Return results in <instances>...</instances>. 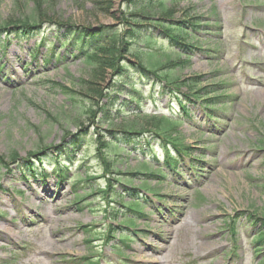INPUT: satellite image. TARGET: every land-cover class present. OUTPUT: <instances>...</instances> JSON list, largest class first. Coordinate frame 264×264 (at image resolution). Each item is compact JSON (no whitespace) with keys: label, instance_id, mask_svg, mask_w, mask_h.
I'll list each match as a JSON object with an SVG mask.
<instances>
[{"label":"rangeland","instance_id":"1","mask_svg":"<svg viewBox=\"0 0 264 264\" xmlns=\"http://www.w3.org/2000/svg\"><path fill=\"white\" fill-rule=\"evenodd\" d=\"M144 3L0 0V30L27 18L39 27L25 42L2 34L11 40L2 75L26 81L13 92L0 84V235L7 236H0V264H81L83 258V264H259L263 258L255 241L264 240V0H180L167 3L166 14ZM151 18L170 20L185 32L171 35L151 25ZM192 25L200 26L197 36L186 33ZM72 27L104 29L100 33L116 36L117 45L104 41L99 54L63 69L46 53L30 64L34 72L20 69L40 43L52 45L59 57L73 56L66 49ZM168 35L193 50L162 55L164 47H173L165 43ZM145 38L161 43L144 45ZM43 58L51 61L48 67H40ZM140 68H157L163 77L148 78L159 85L146 96ZM168 80L174 85L168 87ZM163 85L206 102L224 98L215 109L225 112L208 122L201 103L195 104L190 121L170 127L161 118L143 117V106L149 114H169L170 97L159 96ZM150 96L161 102L150 105ZM128 130L147 134L149 150L158 154L156 168L163 153L151 134L182 142L203 172L181 170L174 179L137 175L149 171L142 160L153 159L135 153L134 144L124 151L114 146ZM59 145L65 146L61 151L72 148L68 172L90 180L83 190L92 194L83 195L75 178L61 187L67 193L40 205L41 188L25 190L18 167L43 147ZM143 180L157 195L148 196L156 208L145 205L144 216L133 217L125 206L135 198L126 191L142 188ZM15 191L24 192L21 204ZM124 214L137 220L136 237L118 229Z\"/></svg>","mask_w":264,"mask_h":264},{"label":"trees","instance_id":"2","mask_svg":"<svg viewBox=\"0 0 264 264\" xmlns=\"http://www.w3.org/2000/svg\"><path fill=\"white\" fill-rule=\"evenodd\" d=\"M141 1H145V3L143 5L146 8L158 5L159 11L162 12V14H166L168 12L167 11V3L174 2V1H180V0H141ZM146 1L148 3H146ZM152 2H153V4H152ZM141 17L144 18V19H147V16H145V15L144 16L141 15ZM24 20H25L24 23H21V22L18 23L20 25H18V24L12 25L13 26L12 30L10 29V28H12L11 25H7V24L3 25L2 29L0 30V32H7V31L11 30V32L14 35L18 36L19 38H24V37H27V36H33L34 34H37L39 32V27L36 25V21H35L34 18H27V19H24ZM149 20H151V22L153 23L151 25H153L154 27L155 26H159L162 29H164V31L169 32L171 35L174 34L176 36V33H178V32H185V30H183L182 28H174V27L170 26L168 24V22L170 20L161 21V20H157V19H154V18H151ZM199 28H200L199 25H193V26H191V31L186 32V33L187 34H191V33H193V30L196 31ZM73 29H75V32L71 34V37H70V39L68 41V45L75 46L76 51H78L79 57L81 59H83V61L90 60V55L91 54L92 55L99 54L100 52H98V50L102 49L103 47L104 48L106 47V45L104 44L106 41H110V43L112 45H114V46L117 45V43H115L116 36H106V34L100 33L101 30H104V29H98V30H96V29L92 30L90 28H82L80 30H78L76 28H73ZM175 30H176V33H174ZM167 38L171 42H174L176 45L178 44V42L175 39H173L170 35H168ZM143 42H144V45H152V44L157 43V42L161 43L160 40H153L151 38H145V39H143ZM139 53H142V52L138 51L137 54L139 55ZM174 53L175 52L173 50L171 52V54L174 55ZM148 55L151 56L152 53L150 52ZM139 70L141 71V74L143 76H146L147 78H151V79H155V80H161L163 78L162 76H159L158 74H156V72H158L157 68H155V69L154 68L153 69H151V68H149V69L140 68ZM68 74L69 73H66V75H68ZM168 82H169V85H173L174 84V82H172V80L171 81L168 80ZM217 101H219V100H217ZM173 123L174 122L169 121L168 119L165 121V125L167 127L172 126ZM166 131H168V129H166V130L164 129L163 133H165ZM126 132L127 133H125L123 136L115 138V140H116L115 142H117V144H114V146L117 149H121V150L124 151L125 150V146L131 145V144L139 146V144H142V142L139 140L140 137L144 136V134H146L145 132L144 133H141V132L137 133V132H132L131 130H128ZM155 136L158 137V136H162V135L158 134V135H154V137ZM179 144H181V143H179ZM45 149L46 148H43L40 151H44ZM63 153H64V155H66V159H68L67 161L71 162V159L69 157V156H71L69 154L70 150L69 149H65V151H63ZM32 155L35 156L36 154L33 153V154H30L29 156H31L33 158ZM23 169H24V173H26V171H27V173L33 174V173H36V169H39V167L38 166H34L33 162L31 161L28 164H24ZM142 175H144V174H142ZM154 177L157 178L159 176L157 175V176H154ZM145 188L146 187H144V189ZM126 208L128 210H130L132 213H135V214H140L141 211H143V206L139 202H134V203L131 202L129 205H127ZM132 221L133 220H130V223L129 224H125L123 227L127 228V229L132 228L134 226Z\"/></svg>","mask_w":264,"mask_h":264},{"label":"bare ground","instance_id":"3","mask_svg":"<svg viewBox=\"0 0 264 264\" xmlns=\"http://www.w3.org/2000/svg\"><path fill=\"white\" fill-rule=\"evenodd\" d=\"M259 94H264V92H260ZM60 242H62V241H60ZM152 250H153L154 253H158V250H157V249L153 248ZM39 252L46 253V252H45L44 250H42V249H40ZM145 262H146V261H142L143 264H145Z\"/></svg>","mask_w":264,"mask_h":264}]
</instances>
